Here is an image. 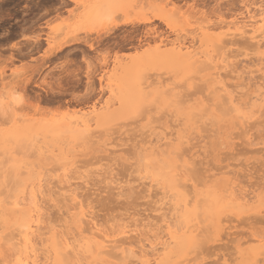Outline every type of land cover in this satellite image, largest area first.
Returning a JSON list of instances; mask_svg holds the SVG:
<instances>
[{"label": "rangeland", "instance_id": "obj_1", "mask_svg": "<svg viewBox=\"0 0 264 264\" xmlns=\"http://www.w3.org/2000/svg\"><path fill=\"white\" fill-rule=\"evenodd\" d=\"M90 1H94V4L98 5L97 2L99 3L101 0H0V186L7 189L15 188L14 190L27 188L26 182L33 184L32 182L36 180L31 175L40 172L47 177L52 185L48 184V187L51 186L59 190L56 189L57 192L55 189L49 190L51 193L47 191L44 196L43 201H49L42 203L47 220L56 221L61 226L63 224L64 230L67 228V230L74 231L72 219L79 210L74 207V201L65 198L67 196L64 193L67 190L65 194L69 195V190V193L73 192L79 199L84 200L85 211H91L98 223L101 222L100 224L104 228L101 225L100 227L103 230H107L111 226L115 227V224L121 222V219H127L130 222L133 219V222L141 223L142 227L139 225V229L126 239L132 240L133 244L140 246L143 240L142 236L148 237L149 233L146 230L155 228L151 231L159 232V227L160 230L163 229L164 219L169 220L172 215L171 212H168L170 211L167 209L168 205L165 207L158 201L164 206V208L160 206L162 210L157 208L159 207L158 202L154 203L159 200L156 198V194H160L162 191L157 186L164 185L165 178L170 171L168 165L170 158L151 154L145 160L146 163L141 157L142 154H140L138 146H146L149 143L146 140L150 137L153 140V134L150 136L149 132L151 130L159 131L158 126L159 128L162 126L160 130L166 128L164 131L169 129L170 132L180 126V129H185L188 127L189 119L192 117L195 119V116L199 115L198 109L204 104L206 100L204 98L207 96L203 88L207 84H212L209 74L218 62L220 51H225L226 54L227 51L237 54V57H234L235 54L232 55V65L233 61L236 62L233 66L237 68L234 73H229V76L226 75L225 78L232 86L235 85L234 91L239 92L236 94H241V91L243 94L253 92L257 85L264 84V64L261 65L259 60H255L258 59V55L259 57L264 56V43L258 51L252 50L250 47L253 51L252 54L249 52L251 45L248 43L246 45L241 39L238 47L236 43L227 46L225 50H219L218 44L213 43H216L220 34V29L217 27L220 23L237 20V18L246 20L249 12H253L257 4L261 5L264 1L111 0L105 8L106 11L104 10L102 13L96 5L94 8L88 9L90 10L88 12L86 5ZM108 17H111L110 22ZM142 18H150V21L140 22ZM126 19L132 22L123 24L122 22ZM114 23H118V25L115 27ZM70 37H77L75 39H80V42L64 46L58 51L53 50L63 42L65 44L67 38L69 40ZM178 44L188 46L189 50L192 49L194 54L190 55L191 58L170 53L173 46ZM163 51L168 52V55H158L152 61H146L133 69L129 77L121 78L122 66L130 64L137 54L147 52L148 55L153 56ZM242 51L247 52L248 55L246 53V56ZM228 54L233 53L229 52ZM193 61L195 62L193 63ZM261 66L262 70L258 71L257 68ZM252 68L256 71H253ZM236 73L241 74L240 79ZM231 74L233 78H231ZM260 74L263 76L262 78L258 77ZM203 76L208 78L205 79V83L202 80ZM152 80L155 82L154 85H151L153 84ZM89 84L90 86H88ZM148 84L150 86L148 88L151 89L147 87L145 89L150 90V93L141 101L139 100L142 98L139 93L140 88ZM238 84L242 87L241 89L237 86ZM119 86L121 91L125 90V97ZM158 86H176V89L182 92L180 93L182 96L174 99L159 96L155 90L163 88ZM16 100L19 107L16 105L18 108L16 107L17 109L12 113L7 108L9 105H6L5 102L13 103ZM102 109H106L104 124L100 126L102 129L97 127L101 131L93 128L94 143L87 142L83 133L75 132L77 137H74L70 131L65 132L70 125L68 124L70 120L83 115L85 117L91 115L93 123L94 110L101 111ZM221 110L220 108L219 112ZM219 112L217 111L214 115V119L218 120V123L216 120L214 121L212 115H208L204 122L201 119V125L194 131V134L192 132L189 135V143L183 145V150L184 148L189 149L190 153H194L192 154L194 157H192L195 159L192 161L194 162L191 166L193 168L191 170L190 167L191 171L187 177L189 176L190 181L194 184L198 183L200 179L203 180L197 184V190L202 192L200 197L203 201L200 199V204L207 208L210 213L209 218L215 223L214 231L210 229L211 235H206L207 242L205 239L202 240L195 251L196 253L199 251L198 261L202 263L204 259V264L206 262L208 264L211 260V264H223L224 260L225 264H264V258L262 259L260 256L256 257L257 262H254L255 256L251 248L253 241H250L254 234L259 235L260 233L264 237V187H262L264 185V111L259 115L260 117L256 118L258 120L248 126L247 124L234 125L237 120L232 115L225 114L223 116V112ZM221 116L223 117L219 120L218 118ZM210 117L212 121L208 120ZM61 123L63 125H60ZM42 128L44 129L42 130ZM210 129L212 130L210 131ZM78 136L80 137L78 138ZM144 138L146 139L144 140ZM8 139L10 140L8 141ZM130 140L131 142H129ZM144 141L145 144H143ZM110 145H112L111 148H109ZM39 146L45 150L42 154L37 152ZM44 146H47L48 149L54 148L55 153L62 152V155L59 154L61 155L60 159L58 157L57 160H52L46 157L48 151ZM61 163L70 165V167L66 165L68 168H65L67 169L65 171H70V173L67 172L69 178L67 182L61 175L63 174L62 168L59 169ZM74 163L76 165H72V167L71 164ZM75 167L81 170L79 172H83L81 175L85 174L84 180H79L80 177H76L79 172L74 171ZM108 169H111L110 175L108 174L111 178L105 171ZM134 170L135 172H133ZM72 173L75 174V177ZM142 174L154 180L151 183L153 186L148 187L146 181L142 184L140 183L141 179L136 180L137 176L141 177ZM30 178L35 180L32 181ZM205 178H208L207 181L211 180L204 182ZM230 178L243 186L244 190H247L246 193L250 191L258 193L261 212L252 213L250 211L237 215L224 210L218 213L216 203L210 197L211 191L222 190ZM109 180L111 183L112 181L121 183L119 185H123L125 189H121L119 194L117 193L119 190L112 189L111 191L112 186L110 187ZM131 180L132 182H130ZM156 181L159 182L157 186ZM21 182L22 184H20ZM31 184L29 185L31 186ZM125 185L127 186L125 187ZM1 187L0 189H2ZM153 187L154 189H152ZM151 191L152 195L150 196ZM53 192L54 194H52ZM120 194L122 197L119 196ZM47 195L51 198L48 199ZM67 208H69L70 215L65 210ZM136 217L138 218L136 219ZM143 225H147V229ZM63 226L60 228L63 229ZM141 229L143 234H141ZM42 230L45 231L43 228L39 231ZM209 235L211 236L210 240H208ZM42 237L45 236L42 235ZM143 242L144 248L148 249L146 247V245L149 246L148 242L146 243V240ZM115 250L113 251L119 252V249ZM88 259L90 258L88 257ZM109 260L115 263L119 262L116 256Z\"/></svg>", "mask_w": 264, "mask_h": 264}, {"label": "bare ground", "instance_id": "obj_2", "mask_svg": "<svg viewBox=\"0 0 264 264\" xmlns=\"http://www.w3.org/2000/svg\"><path fill=\"white\" fill-rule=\"evenodd\" d=\"M110 2H111V0H101L99 2L100 4L97 2L98 5H96V4H94V1L93 2L90 1L87 3L86 8L88 10V9L94 8V5H96V7L102 13V11H104V10L106 11L105 8L107 7V5ZM89 11L90 10H88V12ZM248 11H250V10H248ZM129 17H130V15H129ZM246 18H245L246 20H240V19L238 20V18H237V20L234 19V20H231L228 22L224 21V23L222 22V24L220 23L219 26H217L220 29V34L218 35V38L216 39V43L215 42H213V43L215 45L218 44L219 48L218 47L217 48L219 50H221V49L225 50V48L227 46L229 47V45H235L236 43H237V47H238V45H240V41H239L240 39L243 41V43H246V45H247V43L249 45H251V46H249V50H250L249 52L251 54L253 52V51H251V49L256 50V51H258L260 49L261 45L264 43L263 42L264 41V2L261 5L257 4V6L253 10V12H251V13L249 12V15H247ZM241 19H243V18H241ZM149 21H150V18H142L140 22L147 23ZM127 22H132V21L129 19L128 20L126 19L122 23L126 24ZM117 25H118V23L113 24V26H115V27ZM70 38H69V40L67 38V41H65V44L63 42L62 45L56 47L53 50L58 51V50L62 49L64 46H68L69 44L80 42L79 41L80 39H75L77 37L71 38V39ZM242 41H241V44H242ZM91 45H89V47H92ZM250 47H251V49H250ZM172 49L173 50L170 52L171 54L181 55V56H185L187 58H191L190 55L194 54V53H192V49L189 50V47L184 46L183 44L175 45V46H173ZM183 49H185V50L183 51ZM194 52H196V51H194ZM224 52L225 51H222V52L220 51V53L218 55L219 57L217 56L218 62H217V64H215L212 72L209 74V76L212 78V84L211 85L207 84L208 86L205 85L204 88L201 87V88L205 89L207 96H206V98H204V99H206L204 104L201 106L200 109H198L199 115H196V116H198V119H196V116H195V119H193V117L190 118L189 123L187 124L188 127L186 126L187 128H185V129H180L181 126L179 128L178 127L175 128L173 132H170V130L168 129L170 135L174 134L172 136L169 135L168 130L164 131L166 128H164L163 130H160V128L162 126H160V128L158 126L159 131L151 130V132H149L150 136L153 134L154 139L151 140L152 138L149 136L150 139L148 138L146 140L149 143H147L146 146H142V147L138 146L140 148L139 151L141 152L140 154H142L141 157L143 158V161L148 159V156L151 154H153V155L158 154L157 156L163 155L162 157L165 156V158L166 157L170 158V161L168 163V165L170 167V171L168 172V174L165 178L164 185L157 186L159 184V182L156 181V183H157L156 186L158 188L160 187L159 189H162V191H160V194H158V193L156 194L159 197L161 196L160 198L155 195L156 198H158L159 200H156V202L154 201V203H157L159 201L163 205H165V207L168 205L167 209L170 210L168 212L169 213L171 212L170 214L172 215V217H170L169 220L167 218L164 219V226H162L163 229L161 228L162 230H160V227H159V229H158L159 232H157V230H155L156 232H152L155 228H150L149 230H146V232L148 231V233H149V234L146 233L148 235V237L142 236V239L146 240V243L148 242L149 246L146 245V247H148V249L144 248L145 246L142 245V244H144L143 240L142 241L140 240L142 242V244H141L142 246L141 245L136 246L137 244L136 245L133 244L134 242L132 243L131 239H130L131 241H129V239L126 240L127 238H129L131 236L130 234L134 233L135 231H137V229H139L138 227H140L142 225L141 223L137 224L136 222H133V219H132V222H130L129 220L124 218L125 220L121 219L120 220L121 222H119L118 224H115V227L109 226L110 227L109 229L103 230L104 227L100 224L101 222L98 223V221L95 219V216L91 213V211H85L84 200H82L81 198L79 199V197H77V194H73V192L69 193V190H68L69 195L65 194V193H67L66 192L67 190L65 191V193L63 192L64 195L67 196L65 198H68L71 201H74V207H76L79 210L78 214H76V216H73V219H72V224L74 226L72 229L75 232L74 231L72 232L69 229H68L69 230L68 231L67 228H66V230H64L65 227L63 226V224H62V226H63V229H62V228H60L62 226L59 225L58 222L49 221V219L47 220L45 218L46 213L44 211L45 209L43 210L44 207H42V203L49 202L48 200L43 201L44 196L46 195L47 191L49 193L50 192L49 190H52L55 188L51 187L52 185L50 184L49 180H47V177H45L40 172H38V173L35 172L37 175L34 173L35 175H31V176H34V178L36 180L35 179L32 180L33 177L30 178L32 181L35 180V182H32L33 184L26 182V184H28V185L31 184V186L29 185V188L27 185V188H23V189H19V190L18 189L14 190L15 188H13V189L8 188L9 189L8 190L7 188H2L0 186L2 188V189H0V264H204L205 263L204 259H203L202 263L200 261H198V257H199L198 254H200V253H199V251H198V253H196V251H197L196 247L198 248L201 241L206 238V235H208V234L211 235L212 231H210V229H212L214 231L215 223L213 220H211L209 218L210 213L208 212L207 208L204 205L202 207V205L200 204V199H201L200 196L202 195V192L197 190V184H200L199 181H203V180L200 179V180H198V183L196 182V184H194L193 182L190 181L189 176L187 177V175L190 174L189 171H191L193 168V167H191L192 164H194V162H192V161H194L195 159L193 158L194 155H192L194 153H190L191 151L189 149L184 148V150H183V147H184L183 145L185 143H189V140H188V138L190 139L189 135L192 132L194 134V131L197 130L198 127L201 125L200 120L203 119L202 122H204L205 119L208 117V115H212L211 117H213V119H214L215 113L217 111L219 112L220 108L223 110V111L221 110V112H223L222 114H224L223 116H225V114L232 115L233 118H235V120H237V123H235L236 122L235 121L234 125L235 124H247V126L252 125V123L255 120H258L256 118L264 111V84L261 86L257 85V87H255L257 89L254 88L253 92L248 93V92H245L243 90L245 92L244 94L242 91L240 92L241 94H236L239 92L234 91L235 85L232 86L231 83H228L225 80L226 75L229 76V73H234L235 69L237 68L236 66L235 67L233 66L236 64V62L233 61V65H232V55L234 56L235 53L231 52V51H227V54H226V52L225 53ZM229 52L233 53V54L229 55L228 54ZM242 52L245 53V55H246V53L248 51L247 52L242 51ZM242 52H241V54H242ZM197 53H198V51H197ZM202 53L204 54V52H202ZM216 54H218V53L216 52ZM158 55L165 56V55H168V52H165V51L158 52V54H155L153 56L148 55L147 52H142L140 54H137L131 60L130 64L122 66L121 78L124 79L126 77H129V74L132 73L133 69L140 66L142 63H144L146 61H152ZM247 55H248V53H247ZM198 56H199V54H198ZM234 57H237V54H235ZM257 57H258V59L256 58L255 60H259V62H261V65H263L264 64V56L261 55L259 57V55H258ZM194 62L195 61H193V63ZM256 63H257V61H256ZM263 67H264V65H263ZM211 68H209V69H211ZM252 69H254V68H252ZM257 70L258 71L262 70V66L258 67ZM253 71H256V70L254 69ZM236 75H237L238 79H240L241 74L236 73ZM245 75H246V73H245ZM230 76H231V78H233L232 74ZM243 76H244V74H243ZM259 76H261V78H262L264 75L262 76L260 74V75H258V77ZM73 77H74V75L70 79L72 80ZM144 79H146V78H144ZM205 79H208V78L204 77V79H202V80H204V83H205ZM25 80L27 81V78H25ZM153 81L154 80H152L151 82H153ZM143 82H144V80H143ZM241 82H240V84H241ZM154 83L155 82H153V84H151V85H154ZM158 83H159V81H158ZM243 83H245V82H243ZM149 84L146 86L143 85L144 87L140 85L143 88L139 87L141 89L139 91V93L142 97L139 100L142 101L143 97L145 99L149 95L148 93H150V90H148V89H151V88H148ZM117 85H120V84H117ZM88 86H90V84ZM237 86H239V84ZM146 87L148 89H145ZM158 87H162L163 89H161V90L157 89V90H155V92L159 96H162L164 98L174 99L176 97L181 98V96H182V94H180L182 92H180L178 89H176V86L175 87L174 86H164V87L158 86ZM239 88L241 89L242 87L239 86ZM247 88H249V87H247ZM119 89H120V86H119ZM240 89H239V91H240ZM110 90L113 91V89H110ZM152 90H154V89H152ZM120 91H121V89H120ZM124 92H125V90L121 91L122 94ZM125 94L126 93L123 94L124 97L126 96ZM157 94H155V95H157ZM185 94H186V92H185ZM198 94H199V91H198ZM14 99H16V98H14ZM18 101H20V100L18 99ZM18 101L16 100V102H13V103L12 102L10 103L8 101L5 102L6 105H9L7 108H9L12 113H13V111H15L19 107L17 105ZM173 101H175V100H173ZM5 104H4V106H5ZM2 107H3V105H2ZM217 107H218V109H216ZM215 109H216V111H215ZM196 111H197V109H196ZM221 112H219V113H221ZM93 114H94V118H95L93 120V123H92L93 118L90 117L91 115H89L87 117H85V115L79 116V117H76L73 120H70L68 122V124H70V125H68V129H66L65 132L70 131L71 133H73L72 135L74 137L75 136L77 137V135L74 134L75 132H80L81 134L83 133V136L85 135L84 137L87 140V142L89 141L90 143H94V137L95 136H94V129L93 128H95V129L97 127L101 128L100 126H102L104 124L103 120H104V117L106 115V109L105 110L102 109L101 111H95L94 110ZM223 116L219 117L218 119L221 120V118ZM211 117H210V119L208 118V120L212 121ZM148 119H150V118H148ZM215 120L216 119H214V121ZM216 121L218 123V120H216ZM149 122H150V120H149ZM93 124H94V126L92 127ZM176 124L178 125V123H176ZM60 125H63V124L61 123ZM207 127H209V126H207ZM48 128H46V129L49 130ZM153 128H156V127H153ZM43 129L44 128H42V130ZM50 130H51V128H50ZM211 130L212 129H210V131ZM98 131H101V130L98 129ZM98 131H96V132H98ZM171 131H172V128H171ZM61 133H62V131H61ZM144 134H146V133H144ZM148 134H146V135H148ZM139 135H141V134H139ZM3 136H5V135H3ZM33 136L31 138L32 140H33ZM97 136H98V134L96 135V138H97ZM7 137H5V138H7ZM79 137L80 136H78V138ZM5 138H3V139H5ZM145 139L146 138H144V140ZM9 140L10 139H8V141ZM17 142L19 143V141H17ZM21 142H24V141H21ZM28 142H27V144H28ZM129 142H131V140ZM11 143H13V142L11 141ZM145 143L146 142L144 141L143 144H145ZM32 144H33V142H32ZM106 144H108V143H106ZM130 144L133 145L132 143H130ZM135 144H137V143H135ZM21 146H22V144H21ZM111 146L112 145H110L109 148H111ZM20 147H18V148L20 149ZM44 147L48 151V154L46 153L47 154L46 157H48L52 160L53 159L57 160L58 157L62 155L61 154L62 152L55 153L54 148L48 149L47 146H44ZM128 148H130V147H128ZM33 151H34V148H33ZM44 151L45 150H42L41 146H39V148H37L38 153L42 154ZM125 151H126V149H125ZM139 151H138V154H139ZM69 152H70V150H69ZM114 152H116L115 149H114ZM130 152L132 153V151H130ZM59 154H61V155H59ZM108 154H109V152H108ZM133 154L135 155L136 153H133ZM165 158H164V161L166 160ZM59 159H60V157H59ZM77 160H78V158H77ZM65 163H66V160H65ZM65 163H61L59 165L60 166L59 169L62 168L63 174H61V175L63 176V179L65 178L64 181L67 182L69 180V178L67 177L68 171H65V170H67L65 168L70 167V165L68 166V163H67L66 165L68 167H66ZM75 163L71 164V166L72 165L75 166L76 165ZM69 164H70V162H69ZM149 164H150V162H149ZM190 167H191V170H190ZM77 168L78 167H75V170H74L75 172L81 171ZM136 170H137V168H136ZM103 171H102V173H103ZM105 171L107 172V176H109L111 173V169H108ZM133 172H135V170ZM68 173H70V171ZM82 173L79 172V174H77L78 176L76 175L77 178L80 177L79 180H81L85 177V174L81 175ZM213 174H214V172H213ZM72 175H74V177H75V174L72 173ZM141 177L137 176L136 180L141 179L142 181L140 183H142V184H144L143 182L146 181V183L149 185V186L147 185L148 187H150L152 185L151 183L154 180L151 179V177H149L147 175L143 176V174L141 175ZM208 178H210L209 175H208ZM208 178H205L204 182H206L207 181L206 179H208ZM30 179H29V181H30ZM143 179H145V180L143 181ZM75 180H77V179L75 178ZM104 180H105V178H104ZM210 180H208V181H210ZM109 182L111 183V180H109ZM130 182H132V180ZM72 183H73V181H72ZM81 183H82V181H81ZM112 183H111L112 185L110 184V187L112 186L110 188L111 191H112V189H114L115 191L119 190V191H117V193L119 194L121 189H125L123 185H119V184H121L119 182L114 183L112 181ZM20 184H22V182ZM48 184L51 185L50 186L51 188L48 187ZM71 185H73V184H71ZM224 185H226V186L222 190L215 191V192L211 191V194H210L211 199L213 201H215V203H216V209H218V213L223 212L224 210H227L229 213L231 212V213H234L237 215L249 213L250 211L252 213L253 212H258V213L261 212V210H260L261 203H259L260 198L258 196V193L255 194L254 191H250L249 193L248 192L246 193L247 190L245 191L243 186L236 183V181L233 178H230L228 180L227 184H224ZM121 186H122V188H121ZM126 186L127 185H125V187ZM11 187H13V186H11ZM108 187H109V185H108ZM138 187H140V185ZM154 187H155V185H154ZM154 187L152 189H154ZM262 187H264V185ZM145 189H146V187H145ZM57 190H56V192H57ZM152 191H154V190H152ZM152 191L150 192L151 193L150 196L152 195ZM77 193H78V191H77ZM52 194H54V192ZM118 194H117V196H118ZM121 194L119 195L120 197H122ZM81 195L84 196V194H81ZM153 196H154V194H153ZM47 198L50 199L51 196L49 198L47 195ZM53 200H54V198H53ZM201 200L203 201V199H201ZM85 201H87V200H85ZM60 203H62V202H60ZM161 203H159V207H157L158 209L160 208V206H163ZM156 206H157V204L155 205V207ZM54 207H55V205H54ZM59 207L62 208L61 206H59ZM85 207H87L86 204H85ZM163 208H164V206H163ZM160 209H162V207ZM65 210L67 211V213L69 212V208H67ZM59 215L60 214L58 213V217H59ZM65 215H67V214H65ZM254 215H256V213H254ZM61 216H60V218H61ZM249 216H251V215H249ZM138 217H136V219ZM243 217H244V215H243ZM70 218H71V216H70ZM145 218H146V216H145ZM45 219L47 220V222ZM159 219H162V218H159ZM140 221L142 222L141 219H140ZM151 221H152V219H151ZM217 221H219V220H217ZM54 222H56V223H54ZM143 222H144V220H143ZM155 223H153V224H155ZM159 224H162V223H159ZM100 225L103 228L100 227ZM143 226H145V225H143ZM146 226H145V228L147 229ZM42 228L45 229V231L44 230L39 231ZM105 229H106V227H105ZM151 229H152V231H151ZM6 231H8V232H6ZM142 232H143V230L141 231V234H143ZM42 235L45 237L43 238ZM117 235L118 236L121 235L120 238H118ZM210 235L208 237L209 238L208 240H210V238H211ZM133 238H135V237H133ZM139 238H137V239L139 240ZM220 238H221V236H220ZM251 238H252V240H250V241H253L251 248H252V252L255 256L254 262H257L256 257L260 256V258L261 257H262V259L264 258V237L262 235H260V233H259V235L254 234ZM206 239H205V241L207 242ZM117 242H119V243H117ZM136 243H138V242L136 241ZM115 249H119L118 250L119 252H117V253L114 252L113 250H115ZM192 252H193V255H192ZM86 253H88V254H86ZM115 256L119 259L118 260L119 262L115 263V262H111L109 260V258H111V257L114 259ZM88 257L90 259H88ZM260 258H258V259H260ZM115 260H117V259H115ZM211 261L210 262L208 261V262L211 264L212 263ZM224 262H225V260H224ZM224 262H223V264H225ZM206 264H207V262H206Z\"/></svg>", "mask_w": 264, "mask_h": 264}, {"label": "snow or ice", "instance_id": "obj_3", "mask_svg": "<svg viewBox=\"0 0 264 264\" xmlns=\"http://www.w3.org/2000/svg\"><path fill=\"white\" fill-rule=\"evenodd\" d=\"M111 21V17H109V22Z\"/></svg>", "mask_w": 264, "mask_h": 264}]
</instances>
